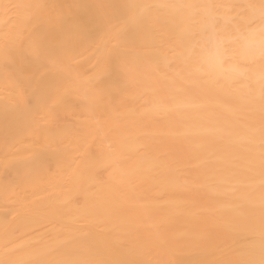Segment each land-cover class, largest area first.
Instances as JSON below:
<instances>
[{"label":"bare ground","instance_id":"bare-ground-1","mask_svg":"<svg viewBox=\"0 0 264 264\" xmlns=\"http://www.w3.org/2000/svg\"><path fill=\"white\" fill-rule=\"evenodd\" d=\"M264 0H0V264L264 261Z\"/></svg>","mask_w":264,"mask_h":264},{"label":"snow or ice","instance_id":"snow-or-ice-1","mask_svg":"<svg viewBox=\"0 0 264 264\" xmlns=\"http://www.w3.org/2000/svg\"><path fill=\"white\" fill-rule=\"evenodd\" d=\"M260 57L264 60V40L261 41ZM261 79L264 81V76H262ZM262 88H264V83H262ZM261 264H264V261H261Z\"/></svg>","mask_w":264,"mask_h":264}]
</instances>
